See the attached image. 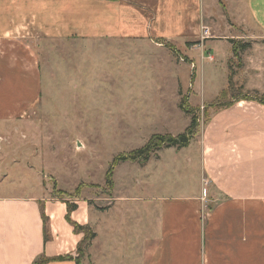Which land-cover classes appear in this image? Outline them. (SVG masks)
Instances as JSON below:
<instances>
[{
  "label": "crops",
  "instance_id": "obj_1",
  "mask_svg": "<svg viewBox=\"0 0 264 264\" xmlns=\"http://www.w3.org/2000/svg\"><path fill=\"white\" fill-rule=\"evenodd\" d=\"M204 21L212 33L205 43L250 41L256 52L244 61L264 77V0H0V147L26 130L41 103L34 37L183 48L199 39ZM206 128L216 133L214 144L202 143L214 201L207 212L200 195L148 197L150 204L127 209L119 205L142 200L102 210L80 201L70 218L94 237L78 257L83 233L66 220L64 201L0 195V264H36L41 256L45 264H264V105L237 101Z\"/></svg>",
  "mask_w": 264,
  "mask_h": 264
},
{
  "label": "rangeland",
  "instance_id": "obj_2",
  "mask_svg": "<svg viewBox=\"0 0 264 264\" xmlns=\"http://www.w3.org/2000/svg\"><path fill=\"white\" fill-rule=\"evenodd\" d=\"M202 24L210 26L209 21ZM201 35L183 48L180 42V47L164 42L161 50L112 40L34 37L42 99L26 130L12 133L0 147V195L84 201L92 210L112 208L126 197L142 201L124 202L121 209L146 206L148 197L200 195L207 212L214 201L208 198L202 143L214 144L216 133L206 127L217 111L211 104L224 100L220 93L227 86V61L243 93L263 91L264 77L255 75L251 60L244 61L245 54L249 58L256 52L252 44L237 67L227 42L205 43ZM208 54L214 59L208 60ZM185 110L198 117L188 146L163 148L146 164L122 162L112 171V187L106 184L116 155L144 145L153 134L184 131L192 114Z\"/></svg>",
  "mask_w": 264,
  "mask_h": 264
},
{
  "label": "trees",
  "instance_id": "obj_3",
  "mask_svg": "<svg viewBox=\"0 0 264 264\" xmlns=\"http://www.w3.org/2000/svg\"><path fill=\"white\" fill-rule=\"evenodd\" d=\"M231 43V52L234 58L237 59L236 65L237 67H240L241 64V53L248 49L251 46L250 41H244L240 39L239 41H236L234 39L228 40ZM231 59L228 60V76H227V86L225 89L222 90L220 93V98L224 99L223 102L221 100H217L211 105L215 104V108H217V111H220L221 109H225L230 107L233 103L243 100V101H256L258 103H261L264 105V93L259 94L257 91L255 92V95L249 94L247 92L243 93V91H240L237 87V83L233 79L235 75V71H233V66H231ZM236 90H238L239 94L235 93ZM241 92V93H240ZM228 96H230V99L225 100ZM183 104V102H182ZM187 113H192V111L185 110ZM190 122L188 126L182 131L181 133H178L176 135H172L170 133H156L149 137V139L145 142L144 145L130 150L128 152L120 153L116 155L112 161L109 164V167L106 171V177L105 181L106 184L112 187V171L114 167L122 162H135L138 164H146L149 159L156 155L157 152H160L163 148H183L189 145L190 141L193 139L196 131V127L198 125V117L196 114L190 115ZM66 203L67 208V214H66V220L72 225L73 231L75 233H81L83 232V238L78 243L77 246V252L78 257L83 255V249L84 247L90 242V240L94 237V233L90 230L88 225H80L77 222L71 220L70 214L71 212L76 209V204H69ZM42 221H43V232H44V239H47V229H46V217L42 211L41 213ZM77 257V258H78ZM47 261V258L40 257L36 260V264H45Z\"/></svg>",
  "mask_w": 264,
  "mask_h": 264
},
{
  "label": "built area",
  "instance_id": "obj_4",
  "mask_svg": "<svg viewBox=\"0 0 264 264\" xmlns=\"http://www.w3.org/2000/svg\"><path fill=\"white\" fill-rule=\"evenodd\" d=\"M203 29H204V33L206 32V34H207V33H208V28H207V27H205V28L203 27ZM203 36L205 37L206 35H203ZM204 37H203V38H204ZM201 58H202V55H201ZM207 59L211 61V60L214 59V57H213L211 54H208V55H207ZM191 65H192V67L194 66L193 63H191Z\"/></svg>",
  "mask_w": 264,
  "mask_h": 264
}]
</instances>
